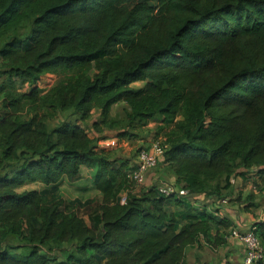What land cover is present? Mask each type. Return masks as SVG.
<instances>
[{
    "label": "trees",
    "instance_id": "trees-1",
    "mask_svg": "<svg viewBox=\"0 0 264 264\" xmlns=\"http://www.w3.org/2000/svg\"><path fill=\"white\" fill-rule=\"evenodd\" d=\"M48 74L60 78L44 93ZM0 79V264H186L202 240L225 245L227 219L155 184L134 194L133 163L81 123L50 128L61 113L84 123L99 110L97 134L121 103L132 131L161 120L157 171L192 196L225 200L249 172L264 187V0H0ZM93 164L99 229L21 192ZM254 228L264 248V221Z\"/></svg>",
    "mask_w": 264,
    "mask_h": 264
},
{
    "label": "rangeland",
    "instance_id": "rangeland-1",
    "mask_svg": "<svg viewBox=\"0 0 264 264\" xmlns=\"http://www.w3.org/2000/svg\"><path fill=\"white\" fill-rule=\"evenodd\" d=\"M60 76L48 74L44 75L40 81L35 85L36 88H39L44 93L48 92L52 87L55 86L57 81L59 80ZM1 80V79H0ZM145 83H136L133 85V88L139 89L144 87ZM32 90V87L25 86L21 91L24 93H29ZM95 110L92 111V117L87 122H78V115H75L72 111H68L65 113H61L58 118L52 122L49 123L50 128H54L55 126L61 124L64 121H69L72 123H81L83 128L87 131L89 136L92 139H95L97 141V149L98 150H105L106 152H113L116 159H124L129 160L131 164L134 162V160L137 159V154L139 150H141L140 147L143 148L147 144H149L152 141H159V142H165V133L166 130H162V132L158 133L160 136L156 137L157 128L159 127V123L150 122L152 124V128H143L141 127H133L132 129L127 124L126 120V110H121L117 112L122 116H117L116 118L119 119L118 123L115 124L117 126L116 128H107L105 125L99 126V128L102 130V133L97 134L95 132V127L93 126V122L97 121L99 118L98 113L95 112ZM116 112V111H115ZM115 114V113H114ZM100 119V118H99ZM98 119V120H99ZM161 126V125H160ZM135 128V129H134ZM128 129V130H127ZM123 130H126V133L123 132ZM104 131V132H103ZM104 134V136H102ZM126 135V138L119 137L120 135ZM106 137L105 139H100ZM122 138V139H121ZM119 139V140H118ZM119 142H116V141ZM109 144L112 141H115V144L112 145V143L105 147L106 142ZM143 142L140 144V142ZM99 143L102 144L101 147H99ZM99 167L97 164H93L91 166H84L81 169L80 174L72 181L63 180L59 185L53 187H47L42 184H35L30 185L29 187H24L21 192L25 190H36L42 194V197L44 199V202L46 204H52L58 200H62L65 204L66 209L74 210L79 217L83 218L85 222L89 226H93L94 228H100L101 222H100V216L98 212L99 205L101 203V194L97 191L95 185H96V179L98 176ZM157 170L154 172H150L154 178V174H156ZM249 174H253L251 172L245 173L246 176H249L250 178L254 176H250ZM131 181V180H130ZM258 181V180H257ZM253 185L257 188L258 185L255 184V181L253 182ZM132 192L137 195H140L146 188H140L138 187L134 182L132 183ZM127 196V193H122V197ZM259 199L261 198V195H258ZM200 206H205L206 208L211 207L210 203L206 202H198ZM264 207V205L262 204ZM213 209V208H212ZM225 263L224 260H220L217 264ZM229 264V263H226Z\"/></svg>",
    "mask_w": 264,
    "mask_h": 264
},
{
    "label": "crops",
    "instance_id": "crops-1",
    "mask_svg": "<svg viewBox=\"0 0 264 264\" xmlns=\"http://www.w3.org/2000/svg\"><path fill=\"white\" fill-rule=\"evenodd\" d=\"M121 108L126 111L129 109L124 103L117 104L112 108L111 116L113 118H116L118 115L122 116L119 113L117 114ZM98 111L96 110L95 112L98 113ZM100 115L101 112L99 111L98 116ZM150 122H154V124L159 123V125H161V120H151ZM150 122L146 128L151 129L153 127V123L151 124ZM118 140L116 142H119ZM141 143L143 142L141 141L140 144ZM154 175L153 178L150 172L146 173L145 188L148 189L160 181L168 180L174 182L177 180L175 175L168 172L165 165H161L160 169ZM249 175L254 177L250 178L246 175H239L233 179V192L225 200L201 199L202 202L211 204V207L207 208L209 212L218 214L220 218L227 219L231 225L230 228H250L256 223L264 221L263 199L261 200L258 197L259 194L261 198L264 197V187L258 186L259 188L256 189L253 182L255 181V184H257L258 178L254 173ZM29 186L30 185L26 186V188ZM224 240L225 245L216 249L208 246L206 242L202 240L201 246L196 245L188 251L186 264H217L220 260H224L225 263L229 264H243L244 248L241 242L230 237V230L226 231Z\"/></svg>",
    "mask_w": 264,
    "mask_h": 264
},
{
    "label": "built area",
    "instance_id": "built-area-1",
    "mask_svg": "<svg viewBox=\"0 0 264 264\" xmlns=\"http://www.w3.org/2000/svg\"><path fill=\"white\" fill-rule=\"evenodd\" d=\"M108 142L110 141L106 142V145H104L105 147H108L111 143L112 145L115 144V141H112L110 144ZM101 146L102 144L99 143V147ZM166 148L167 147L159 141H152L145 147H141V150H139L137 154V159L133 162L135 169L132 170L129 175L131 182H134L140 188L145 187L146 173L152 171L155 172L158 169ZM155 185L157 186L159 192L166 197L176 196L188 199L192 202L205 199L204 196H192L187 190L179 188L177 185L168 181H160ZM121 203H126V196L122 197ZM262 204L264 205V197ZM230 237L238 240L243 245V264H264V248L255 233L254 226L244 229L231 228Z\"/></svg>",
    "mask_w": 264,
    "mask_h": 264
}]
</instances>
